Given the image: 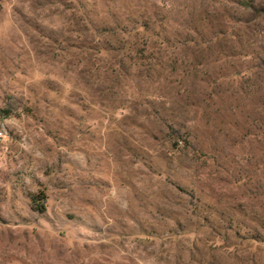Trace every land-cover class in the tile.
<instances>
[{
	"label": "rangeland",
	"instance_id": "1",
	"mask_svg": "<svg viewBox=\"0 0 264 264\" xmlns=\"http://www.w3.org/2000/svg\"><path fill=\"white\" fill-rule=\"evenodd\" d=\"M241 1L0 0V264H264Z\"/></svg>",
	"mask_w": 264,
	"mask_h": 264
},
{
	"label": "trees",
	"instance_id": "2",
	"mask_svg": "<svg viewBox=\"0 0 264 264\" xmlns=\"http://www.w3.org/2000/svg\"><path fill=\"white\" fill-rule=\"evenodd\" d=\"M260 1H261V3H260L261 5L258 8L254 7L252 5V3L251 2H248V1H241L240 2V5H242L243 7H246L248 9H250V10H255V13L260 14L261 12H264V0H259V2ZM10 112H11L10 110H3V113L4 114H8ZM34 201L35 202H38V200L36 198L34 199ZM251 239L254 240V241H256L255 238H251Z\"/></svg>",
	"mask_w": 264,
	"mask_h": 264
}]
</instances>
